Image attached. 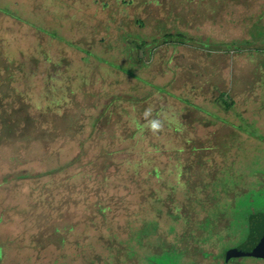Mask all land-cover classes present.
<instances>
[{
	"label": "rangeland",
	"instance_id": "1",
	"mask_svg": "<svg viewBox=\"0 0 264 264\" xmlns=\"http://www.w3.org/2000/svg\"><path fill=\"white\" fill-rule=\"evenodd\" d=\"M42 3L18 1L21 16L0 6L13 18L0 16V264H264L228 258L248 240L251 249L261 229L251 224L264 213L260 149L242 160L223 148L222 159L203 157L195 180L213 181L190 186L170 161L184 150L133 142L119 117L108 118L121 109L107 105L109 72L133 76V59L155 44L142 41L185 32L218 0H98L48 25L35 9ZM223 3L225 21L238 20L225 25L227 38L264 43V0ZM59 27L96 34L62 44L49 31Z\"/></svg>",
	"mask_w": 264,
	"mask_h": 264
},
{
	"label": "crops",
	"instance_id": "2",
	"mask_svg": "<svg viewBox=\"0 0 264 264\" xmlns=\"http://www.w3.org/2000/svg\"><path fill=\"white\" fill-rule=\"evenodd\" d=\"M18 1L22 0H0V6L21 16L17 12ZM37 1L43 2L35 9H41L42 22L46 21L47 25L48 19L59 18L60 23L62 17H77L68 10L82 14L98 4V0H54L50 9L45 0ZM220 1L218 9L209 5L216 12L213 16L208 10L201 19L192 15L186 31L179 32L187 40H160L156 44L153 37L142 41L155 44L150 45L143 60L139 56L133 59L138 66L133 76L111 71L105 81L109 84L106 95L111 97L107 105L121 106L116 118L113 113L108 118L113 121L119 117L120 128L131 130L128 138L133 142L144 138L140 144L163 142L184 150L182 154H171L170 161L171 165L181 164L182 179L190 186L212 183V175L205 182L196 181L195 177L201 176L194 171L200 168L203 157L207 161L224 158L217 151L221 148L231 155L240 152V160L249 159L259 149L264 154V43L227 38L225 25L227 22L236 25L238 20L225 21L224 0L223 4ZM25 7L32 14L34 6L29 3ZM2 15L9 17L0 12ZM85 15L92 17L89 13ZM49 31L59 34L57 42L75 39L79 43L74 44L83 46L96 34L91 31L70 36L60 27ZM82 57L79 56L80 64ZM115 88H118L116 94H110ZM93 96L101 95L95 92ZM191 148L198 150L196 159L190 154ZM258 216L260 213L256 214L255 223Z\"/></svg>",
	"mask_w": 264,
	"mask_h": 264
},
{
	"label": "water",
	"instance_id": "3",
	"mask_svg": "<svg viewBox=\"0 0 264 264\" xmlns=\"http://www.w3.org/2000/svg\"><path fill=\"white\" fill-rule=\"evenodd\" d=\"M262 220L260 221L261 229L259 230L258 237L254 242L251 249L246 250L242 254L238 256H249V257H256L258 259H264V216H261ZM233 256L232 253H229L228 258L230 259ZM234 256H237L236 254Z\"/></svg>",
	"mask_w": 264,
	"mask_h": 264
},
{
	"label": "trees",
	"instance_id": "4",
	"mask_svg": "<svg viewBox=\"0 0 264 264\" xmlns=\"http://www.w3.org/2000/svg\"><path fill=\"white\" fill-rule=\"evenodd\" d=\"M162 40H163V42H170V41H175V40H177V41H185V40H187V37L183 33H176V34L167 33V34L164 35ZM261 216H264V213H260V217ZM254 221H255V219H254ZM259 223L260 222H258V223L254 222V223H251V224L256 226V224H259ZM253 231H255V229H253ZM244 244L246 245L245 248H244ZM250 244H252L251 240H248V241L242 243L239 246H236L234 248H230L229 249V253H232L233 257H235V258H240V257L242 258V256L239 257L238 255L242 254L243 252L248 250V248L250 249V247H249ZM235 254L237 256H234ZM243 257H249V256H243Z\"/></svg>",
	"mask_w": 264,
	"mask_h": 264
}]
</instances>
